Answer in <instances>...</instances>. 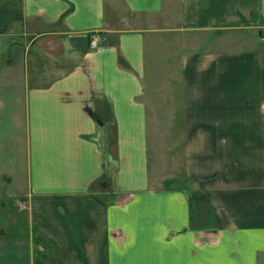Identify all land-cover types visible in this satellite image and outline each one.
Listing matches in <instances>:
<instances>
[{
  "label": "crops",
  "instance_id": "0c3cea01",
  "mask_svg": "<svg viewBox=\"0 0 264 264\" xmlns=\"http://www.w3.org/2000/svg\"><path fill=\"white\" fill-rule=\"evenodd\" d=\"M0 264H264V0H0Z\"/></svg>",
  "mask_w": 264,
  "mask_h": 264
},
{
  "label": "rangeland",
  "instance_id": "374dc122",
  "mask_svg": "<svg viewBox=\"0 0 264 264\" xmlns=\"http://www.w3.org/2000/svg\"><path fill=\"white\" fill-rule=\"evenodd\" d=\"M162 135L163 134H157V140L155 139V141H156V145H157V147L159 146V148L157 149V156L159 157L160 156V154L162 153V154H164V153H166V154H164V155H166L167 156V159H168V164H167V167H166V169L164 168V166H163V164L161 165V163L163 162L162 161V157L160 156V159H159V162H158V169H160L161 170V175H163V174H165V173H168L171 169H173L172 167H173V162H172V153L174 152V151H176V149H171V148H169V147H164L163 145V143H161L162 142V139L164 140V138H162ZM168 138V140L170 141L169 142V145H170V147H176L177 146V144H175V145H173V143H172V140H174V138H175V141L177 142V143H180V141H181V138H180V134H175V133H173V134H170V136H168L167 137ZM178 148H180L181 149V147H178ZM179 149V150H180ZM178 150V149H177ZM154 158V157H153ZM152 159V158H151ZM157 164V163H156Z\"/></svg>",
  "mask_w": 264,
  "mask_h": 264
},
{
  "label": "built area",
  "instance_id": "2783aa9c",
  "mask_svg": "<svg viewBox=\"0 0 264 264\" xmlns=\"http://www.w3.org/2000/svg\"><path fill=\"white\" fill-rule=\"evenodd\" d=\"M98 45H99V37L92 36L91 41H90V47L91 48H97Z\"/></svg>",
  "mask_w": 264,
  "mask_h": 264
},
{
  "label": "trees",
  "instance_id": "16d2710c",
  "mask_svg": "<svg viewBox=\"0 0 264 264\" xmlns=\"http://www.w3.org/2000/svg\"><path fill=\"white\" fill-rule=\"evenodd\" d=\"M168 183H169V182H168V181H166V182H165V186H168ZM94 187H95V186H93V188H94Z\"/></svg>",
  "mask_w": 264,
  "mask_h": 264
}]
</instances>
